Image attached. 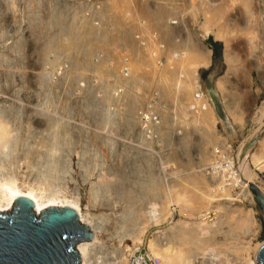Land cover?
Returning <instances> with one entry per match:
<instances>
[{
    "label": "rangeland",
    "instance_id": "obj_1",
    "mask_svg": "<svg viewBox=\"0 0 264 264\" xmlns=\"http://www.w3.org/2000/svg\"><path fill=\"white\" fill-rule=\"evenodd\" d=\"M108 1L109 0H107V1L106 0H0V36L3 34L0 37V52L3 53L2 54L3 56L0 53V62H2V64L4 63V65H7L9 69L11 68V70L13 69L12 66L14 67V69L16 68V70L13 69V71H17V70L20 71V69L23 68L22 71H23L24 75L26 74L25 71L29 68L28 67L29 63L27 62L29 60V58L32 57V55H38L39 50L41 49V46L44 45V42H46L48 37L52 36L53 33L56 32L55 28H49L50 30H48V32H47L48 28L44 24H42L41 21H43L45 23V21L49 17V14L51 12L57 13V10H60L61 7L67 8L70 11L73 9L75 12H78V15L76 16L78 18V20H81L82 22L81 21L80 22L82 24H83V19L85 20L84 26L82 24H81V26H83V27L88 26L87 28L89 30L92 29L90 32L93 35L96 33V30H97L99 32V33L97 32L98 35L102 33V35H104V37H105L104 38L105 44L102 42L101 45L97 39H96L97 41H94L92 39L91 36H93V35H91V34L88 35V39L84 40V42L88 41V42L94 43V44H92L91 48L94 47L95 45L99 48L98 49L97 47H94L97 49L92 48L91 50H94V51H92L93 53L100 52L99 56L97 55L100 59V60H98V62H100V63L97 62V59L95 61L96 54L95 55L91 54L92 56L90 55L86 61L87 67L86 66L83 67V65L82 66L78 65V66H80L79 69H77L76 72H74L75 69H72V67H70L69 64H67L69 67L66 66V63L68 62L66 60L69 59L68 55L66 54L65 55V57L67 56L66 58L62 57L59 59V61H58L60 63L59 65H57V63L54 64L55 68L52 65L51 67L48 66L43 70V73H46L47 76L45 78V81H44L41 89H40L41 94L43 95L47 92V90L51 89L54 92H51V90H50V94L56 92L57 94L55 93L52 95H56L57 99H55V98L53 99L52 98L53 96L51 95V97L49 99L51 101H52V99L55 100L56 103H54V101L52 103L49 100V102H50L49 105L52 103L51 106H49L47 104L48 102L47 103L45 102L42 106V108L44 109V112H41V113H43V116L50 119L51 121H55V119L57 121L60 118H62L63 122H61V123L63 124L64 121L66 122V123H64V124H66L65 126L63 124L64 127L62 125H60L62 127L58 126L56 128L57 130L52 125L53 129H55L57 131V134H58V128L59 129L62 128V131L59 130V132L60 131L65 132L64 134L60 132L61 134L65 135L66 132L68 133V135L67 134L65 135L68 137L67 141H65L66 137L63 138V135L61 137L58 136L57 139H59V141H61L62 145L64 146L63 147L61 145V143L59 142L58 146L61 145V147H62V148L59 147V151H62V154H68L69 149L74 153L75 152L77 153L80 151L82 152V154L77 153L74 155L70 151V153H71V155L69 154L70 158H71L70 170L72 173L68 175L70 178L67 176L63 177V182H61V183H63V185H62L63 193H65L66 196H68V197H71L70 195H72V193H73V195H75V196H73V195L72 196L78 200L81 211L85 212L86 210H88L94 216H98V215L99 216L100 215L101 216H104V215L108 216V214L111 213V205H112V202H109V200H111L112 198H113L112 201H114L113 204H115L118 200L120 201L122 199L120 202H118V205H119V203L125 204L126 201H129V200H130L131 204H135L136 201H139V199L142 198L141 195H143V194L144 195L148 194V195H146V197H149L150 196L149 193H151V189H150V191L148 190L146 192L145 190H142L138 186H137L138 187L137 188L135 185L136 183H137V185H139L138 183H140L139 178H137V177H139V175L137 176L136 174L141 173L142 170H140V168L143 169L141 167L142 165H140V167H138V168L135 167L137 170V171L135 170V173L136 172H138V173H136V174L134 173L137 176L136 177L137 179L135 177H134L135 179H133V175H132L133 174L132 173L133 165L130 164V162L132 163V161L134 162L136 159L139 160V158H136V159L134 158V160H131V158L133 159V157L136 155L137 152L140 153L142 151V149L146 146L145 144H147V146H146L147 149H145V148L144 149L150 151L147 158L151 159V160H149V162L150 161L152 162V163L150 162V164L152 165V172L154 175L158 174V176H160L159 179L161 178L160 179L161 182L164 181L163 182L164 185H163V183L160 184L159 189L162 188L161 193H160L159 189L157 191L159 199L162 198L159 201V203L162 202V205L160 203L161 206L159 205L158 208H160V210L163 213L167 212L168 218H166L163 222H161L155 226L148 227L147 229H145V232L141 236V243L139 245L134 244V242H132L130 238H126L120 244H117L114 241L113 242L106 241L105 238L102 237V242L104 241L103 242L104 247L106 249H109L111 247H114V248L118 247V249H120V250H125V248H127L126 253L130 252L129 259L131 258L132 254L135 257L145 258L150 254V250L148 249V244L150 245L149 242H154L155 241L154 239H158V240L162 239L164 236H167L169 234V232L171 231V229L169 230V228L174 226L176 223H181L183 226L188 228L189 231L191 230V232L187 236L188 239H186L187 240L186 241V240L180 239L179 236H177L176 238H171V239H173L172 241H170L171 239H169V241H170V242H168V243H170V244H168L169 249L172 248V250L177 249L176 251H179V250L181 251L182 249L183 250L184 249L185 250L190 249V246H193V245H194L193 246V248H194V247H196L195 243L199 241V243L202 244L203 246L201 245V247H199L200 244L197 243L198 244L197 247H199V248L198 249L196 248L195 252H194V249L192 248L193 251H190V252H192L191 253L192 256H190V254H189L191 259L188 256V259L193 260L194 264H197V262H198V264H210V263L211 264L212 263L213 264H235V263L236 264H242V262H243L242 260H245V259L250 258L252 256V248L254 247V245H256V243L262 242L264 240V215L261 212V210H260V208H259V206H258V204L254 198L253 191H251L249 188L250 185H252L254 187V190H256L260 194V196H262L264 198V166H263V168H261L262 164L264 163V159H263L264 158V142L262 143V141H264V83L261 84V81L258 80L257 75L254 72H251L250 79H249L250 80V90H249L250 92L248 90H246V92H244V93L243 92L239 93L238 94V100H233L231 104L225 103L224 95L226 94L227 83L224 82V80H222V77L226 71V66L223 62V49H224V42L228 40L230 43L229 44L230 47H228V50H229L228 52H232V56H233L235 62L237 61L236 62L237 64L239 62L243 63L244 57H243V54H241V53H243V51L240 50L241 49V43L243 42L242 40L245 39V37H247V35L250 34L252 28H251V26H247L244 24L239 25L238 23L241 24V22L246 21V19L248 18V16L250 14H252L254 11H255L254 13H256L258 11V7H257V3H256L257 0H228V1L227 0H223V1L222 0H207L209 2V4H207L208 2L206 0H205L206 3L204 2V0L203 1L200 0V3H199V0H193L195 3L193 2V4L191 3V5L187 4L188 0H186V2H185V0H170L171 2L169 0H164L165 2L163 0L162 1L151 0V2L149 0H133V1L127 0V2L130 1L129 4L127 2H125L126 0L125 1L122 0V3L125 2L129 6L128 5L126 6L125 3L122 4L121 2L119 5L118 0H112L114 4L116 3L115 4L116 6L113 4L114 10H116L118 12V10H120L122 8L121 5H123V6L125 5L123 7V9H121L120 11H122V10L126 11V9L128 8L127 13H129L131 15V16H129L128 14L126 15L128 19L130 18V21L126 17H122L124 20L123 19L120 20L118 18L119 19L118 21H120V22L122 21V23H123L122 24L119 22V24H121L122 28H124L126 26L125 28L127 29V31H126V29H125V31L129 32V33H124L125 35L122 34L124 31H122V33L120 32L122 30L121 28H118L116 30V27L119 26V24L116 23V18L118 17L116 11L113 12L112 11L113 9H111V11L115 14V16H114V14L109 10L110 8L107 7L108 10H106V11L110 12L112 15L110 13H108L109 15L107 14L108 15L107 16V15H105L106 13L104 14V12H103V14L105 16L102 14L99 17V14L98 15L95 14V11H96V13H98L99 12L98 10H100V8L98 10H96L99 7V5L101 6V3L103 4V2H104V4H106ZM112 1H111V3H112ZM201 2L203 5L201 4ZM197 3H199V6H197L198 5ZM210 3H211V5H210ZM31 4H32V6H30ZM152 4H155V5H152ZM245 4H247V5H245ZM110 5H112V4H110ZM206 5H210V7H206ZM241 5H242V7H241ZM89 6L92 7V8L90 7V9H92V10L96 8L95 11L87 9V8H89ZM112 6H111V8H112ZM244 6H245V8H244ZM263 6H264V4H263ZM84 7H87V8H84ZM115 7H117V8L115 9ZM125 7H126V9H125ZM151 7H154V9L152 8L153 13H152V11L150 13V10H152ZM246 7H247V10H246ZM78 8L81 9L82 12ZM10 9L12 12L10 11ZM45 9H46V12L44 11ZM61 9H63V8H61ZM7 10H9V11H7ZM47 10H49V11L52 10V11L48 12ZM88 11H89V14H88ZM250 11H251V13H250ZM80 12H81V14H80ZM215 13H218V14H215ZM248 13H249V15H248ZM120 14L121 13H119V17L121 16ZM211 14L213 16L210 17ZM214 14L217 16H215ZM8 15H9V17H8ZM37 15H38V17H36ZM42 15H44L43 18H42ZM93 15L98 16L99 19L103 20L104 22L101 21L102 23L100 22L101 23L100 24L99 20H97L98 17L95 18L96 16H93ZM154 15H155V17H154ZM102 16H103V18H102ZM136 17H138V19ZM11 18H12V20H11ZM132 18H135V19L133 20ZM6 19L8 20V22L10 19V22L8 23ZM13 20H15V21H13ZM28 20H31V21H28ZM125 20L129 21V22L126 21L127 22L126 25L124 24ZM106 21H108V22H106ZM11 22H12V24H11ZM36 22L38 24L41 23L44 26L36 25V26H38V27H36L35 26ZM136 22L138 25L136 24ZM152 22H154L155 24ZM167 22L169 24L171 22H173L174 24L171 23V25H169ZM89 23H90V25H89ZM103 23L106 24L105 27H104V25H102ZM9 24H11V26L12 25L13 26L15 25V26L11 27ZM99 24L103 26V27L102 26L101 27L103 28L104 32L102 31V28L100 27ZM143 24H145V25H143ZM204 24H205V26H203ZM215 24H217V25H215ZM107 25L108 26L111 25V27H108ZM113 25L114 26L116 25V26L113 27ZM227 25L229 26L228 27L229 29L227 28ZM33 26H35V27H33ZM98 27H100L99 30H98ZM144 27H145V29H143ZM38 28H39V30H38ZM43 28L45 30L41 31ZM94 29H95V32L93 33ZM142 29H143V32L145 31L144 32L145 34L142 32ZM248 30L250 31L249 34H247ZM35 31L37 32V34ZM205 31H207V33L208 32L209 33H208V35L203 36V32H205ZM246 31H247V33H246ZM110 32L112 33V35ZM117 32L118 33L120 32V33L118 34ZM213 32H214L215 36H212L210 34ZM46 33H47V35H46ZM104 33H106V34H104ZM116 34H118V35H116ZM163 34H165V35H163ZM96 35L97 34H95V36ZM175 35H176V37L177 36H179V37H177V39H176ZM229 35H230V37H229ZM232 35L235 36V38ZM238 35H239V37H238ZM26 36H30V38L32 37V39L28 40V38ZM121 36H123V37H121ZM125 36H127L128 38ZM219 36H221V37H219ZM241 36H244V38H242ZM42 37H43V39L39 40ZM44 37H45V39H44ZM89 37H91V38H89ZM129 37H130V39H129ZM184 37H185V39H184ZM126 38L128 40H126ZM119 39H121V41H119ZM172 39H174L175 42ZM186 40H187V42L190 41L189 42L190 45H187L188 48H191V49H189V51L185 45ZM27 41H31V42H27ZM38 41H40L39 44L36 43ZM118 41L121 42L122 46H121V44L119 45ZM146 41L149 42V44ZM95 42H97L99 45L95 44ZM157 42H158V44H156ZM178 42H181L179 44H182V45H180L182 48L181 47H179V48H181L182 50L179 48H178L179 50H177V47L179 45ZM172 43L174 45L176 44L175 45L176 48H173L174 45ZM198 43L200 44V47L203 46L208 51H210V56H209L210 63H209V66L207 68H203L202 66L198 67L197 76H196V78H197V80H196V93L198 95H200L201 98L204 97V95H207L206 97H208L207 99H209V100L203 99L201 104H200V102H194L193 103V100H192L193 96H191V95L194 94V92H193L194 89L192 88V86L189 83H187L188 81H186L182 85H180L181 87H183L184 84H186V83L189 84V85H187V87L184 86L185 87V93L188 96V97L187 96L186 97L189 99L187 101L186 108H185V107L179 106V102H178L177 97L173 98L174 94H175V96L177 95L175 93V92H177V90L175 91V89L174 90L172 89L173 87H175V84L172 85L173 83H175L176 81H179V80L183 82V80L185 78L181 79V78L177 77L178 74L176 72H172L173 73L172 74L168 71L170 74H172V77H171V75L168 74L167 71H163L164 72V74H163V72H160L158 70L161 69L162 67H164L163 66L164 64L162 65V63H163L162 61L164 59H166L167 56L169 57V55H170V59L172 58L171 59L172 64L177 66V68L183 67V69L181 68L182 70H184L183 72L184 73L187 72L186 73L187 75H185V77L187 76L186 78H189L191 76V72L188 68L189 66H187V65H190L189 63L192 62V60L194 61V60L200 59V57L198 56V52H197L199 50V44ZM12 44H15V47L17 48V49H15V48L13 49L14 52L10 49L11 46L14 47V45H12ZM152 44H153V46H156V45L157 46L153 47ZM213 44H216V47H214ZM142 45L143 46L146 45L147 47L144 48ZM119 46H120V48H122V47H124V48L120 49ZM137 46L139 49L137 48ZM7 47H9V48H7ZM140 47L141 48L143 47L145 49L146 53L148 51H150L149 54L145 53V55L150 57V59H151V57L154 56V54L156 55V57L154 56L155 58L153 57L154 59H152V61L156 62V63L154 62V64H153L155 69L151 68L148 65L147 66L145 65L148 62L147 61L148 58H146V56L143 53V52H145L144 49L142 48L143 49V52H142V50H140L141 49ZM212 47L214 50L212 49ZM147 48H149L151 50H149ZM153 48H156V49L153 50ZM183 48H185L186 50H183ZM30 49H31V51L29 52L28 50H30ZM166 49H168V52ZM174 49H176L175 50L176 52L173 51ZM3 50H5V51H3ZM17 50H18V52H17ZM95 50H97V51H95ZM102 50L104 51V54H106V57H107L106 59L104 58V60H103V56L105 57V55L102 53L103 52ZM117 50H120L121 52H119ZM131 50H132V52H131ZM169 50H172V53H171V51L169 52ZM32 51H34V52L32 53ZM113 51H114V53H112ZM137 52L139 54H137ZM165 52L170 53V54L167 55ZM262 52H263V57H264V44L262 47ZM125 53H126V55H125ZM165 54L167 55L166 58H165ZM18 55H20V56H18ZM21 55H22V57H21ZM27 55H29V56H27ZM47 55H50V56H46L48 59H52L51 53H49ZM76 55L77 54L74 55L73 52L69 53L70 60H74L75 57L78 58ZM112 55H113V57H112ZM135 55L136 56L137 55L138 56L143 55V56L140 57V59H139V57L138 56L135 57ZM149 55H152V56H149ZM157 55H158V57H157ZM114 56H115V58H114ZM3 57L8 60L10 65L6 60H5L6 62L4 61ZM143 57H145L144 61L141 60V58L143 59ZM161 57H163V58H161ZM63 58L66 59L65 63H64V61H62ZM134 58H137V60L135 59V61L132 62V60H134ZM158 58H160V59H158ZM113 59H114V62L112 61ZM138 59H139V61L140 60L141 61L138 62ZM11 60H12V62L16 61L15 64L12 66H11V63H12ZM102 60L105 61L106 63L103 62ZM61 61L63 62L62 65L65 68L67 67L69 70L67 68L65 69L64 67L62 68L60 66ZM115 61H116V63H115ZM127 61L129 62V64L131 66H132V64L135 65V66H132L134 71H132L133 69H131V67ZM136 61H137V63H136ZM90 62L92 63V65H90ZM94 62L98 63V66L96 64H94ZM122 62H123V64H122ZM131 62H132V64H131ZM134 62L136 64H139L138 67ZM18 63L19 64L21 63V64L19 65ZM101 63H105L103 65V67H105L107 69V71L102 66H101L102 68L100 67L99 64H101ZM2 64H0V65H2ZM93 64H94V66L96 65L95 66L96 69L100 67V69L97 71L100 73H94L96 71L93 70V68H95L93 66ZM121 64L124 66V68L121 66ZM140 64L141 65L144 64V66H141ZM148 64H150V62ZM17 65H19V66L22 65V66L19 68L15 67ZM160 65L162 67H159ZM57 66H58V68H57ZM112 66L117 67L118 70L117 69L115 70V68ZM118 66H120V67H118ZM128 66L130 67V70L132 71V72L131 71L130 72L133 76H130L131 74L130 75L128 74L129 73V71H127ZM184 66L185 67L187 66V68L185 69ZM82 68H84L85 71H86V69L90 70V72L86 71V75L88 73V75H87L88 77L86 75H84L85 71L82 70ZM113 68H114V70H113ZM64 69H65L66 73L67 72L69 73L70 77L69 76L61 77V79H60L59 78V76L61 75L60 73H62L63 72L62 70H64ZM71 69L74 71H72ZM101 69L105 70L106 72L104 73V71H103V73H102L100 71ZM120 69H122L124 72ZM151 69H154V71ZM110 70L118 71V72H116V74L120 73V74H118L119 77L117 78L118 75L115 77V74H113L115 72H112ZM185 70H187V71H185ZM28 71H29V69H28ZM56 71H58V72H56ZM77 71L78 72L82 71V72L77 74ZM108 71H110L111 75L109 74ZM152 71L154 72L153 75H152ZM54 72L57 73L56 76L52 75V74H54ZM71 72H73L74 74ZM126 72H128V73H126ZM75 73L80 78H78V77L75 78ZM81 73L83 74L82 76H81ZM93 73L96 74L95 75L96 78H94ZM108 75H110L111 78ZM156 75H157V77L161 76L163 78H164V75H167L166 77L169 78L168 80H170L172 78V81L170 80L171 82H173V83H171L172 87H170L171 85L169 82L168 83L170 86L168 84H166V82H165L164 83V84H166L165 86L162 84V86L158 85V87H157V85H156L157 83H155V80H158ZM173 75L177 78H174ZM52 76H54V77H52ZM83 76L89 81H87ZM8 77L10 78V75ZM57 77H58V79H57ZM99 77L101 80L99 79ZM51 78H53V79H51ZM62 78H64L65 80H62ZM93 78L95 80H93ZM130 78H132L133 80L135 79L134 83L136 85H134V83L132 85L133 80ZM151 78L153 79L152 81H151ZM49 79L51 82H52V80L55 81V79H56V82H58V83L60 82L61 85L59 83V87H58V84H56V87H55V85H53L54 86L53 87L52 83L49 82ZM74 79H75V81H73ZM57 80H61V81H57ZM98 80H100L99 83L97 82ZM126 80H128L127 85L129 84V85H131V87H128L126 84H123V82L125 83ZM76 81H77V83H75V85H76L77 90L74 88L75 85L72 84ZM46 82L51 85V87L49 85L50 88L48 86H46V85H48V84H46ZM181 83H179V84H181ZM53 84H54V82H53ZM82 84H83V86H82ZM98 84H100V85H98ZM102 84H104V85H102ZM92 85H94V86H92ZM114 85H115V87L116 86L119 87V85H120V87L122 86V89L125 88V91H123L124 89L122 90L120 87L119 88L116 87V89H118V90H116V92L113 91L115 89ZM99 86H101V88ZM102 86H105L106 91L104 90V88ZM188 86H190V87H188ZM194 86H195V84H194ZM45 87H48V88H45ZM57 87H58V89H55ZM127 87L130 90L126 89ZM132 87H133V89L134 88L135 89L133 90ZM53 88H54V90H53ZM59 88H61V89H59ZM98 88H99V90H98ZM186 88H187V90H186ZM188 88H191V91ZM45 89H47V90H45ZM73 89L78 94L77 93H71V91ZM88 90H90L91 92H89ZM101 90L102 91L104 90V93H107L109 96H111L113 98V99H111V97H109L107 94H105V95H107L106 97H108L109 102H110V99L113 100L115 107L113 106L112 102H110L112 104L109 103L110 105H108L107 103L105 104L108 107L103 105L104 103H102L100 100L102 98L101 96L104 95V93L102 92V94H101V92H98ZM161 90H162V92H161ZM188 91L191 92L190 95H189ZM62 92L65 93L66 95L68 94L70 98L67 97L68 95L66 96V95L61 94ZM88 92L90 94H88ZM127 92L128 93L131 92V93L128 94ZM134 92H135V94H134ZM115 93H116V96H115ZM117 93L119 94V96ZM122 93L124 95L126 94L128 96H126V95L123 96V95H121ZM86 94H88V95H86ZM130 94L131 95L133 94L132 95L133 97H131ZM85 95L87 96V98L85 97ZM90 95H92L95 99ZM240 95H241V97H240ZM113 96H115L116 99L118 97H120L121 99L119 98L118 99L119 101L125 97H126L125 98L126 100L128 97H129V99L133 98L132 103L130 102V100H127L129 103L128 105H130V107H132V110L134 111V113L132 112L133 114H135L136 112L138 114L136 113L135 115H133V114L131 115V118H132V116H134L133 118H135V120L133 119V121L131 120L132 122L130 121L131 122L130 125H132V127H131L132 129H129V133H127L128 131L127 132L125 131V133L123 134V131L119 129L121 126V124H119V123H121V121H122L121 120L122 116H120V115H123L124 111L122 110L121 106H119L121 103L118 102V103H120L118 105V103H117L118 100H116L115 97H113ZM134 96H136L135 102H134ZM244 96H246V97H244ZM65 97H66V99H65ZM99 97H101V98L99 99ZM68 98L71 99L72 101H74L73 99H75V102L71 103V101L68 100ZM92 98H93V100H92ZM96 100L100 101V104H102L103 107L108 108V111L110 109V111L114 113V114L111 112H110V114L108 113L110 116V122L116 124V126L114 124V126L116 127V128H114L113 126H111L113 124H110V122H109V128L112 127V131H111V128L110 129L108 128V124H106L107 127L103 123L99 124V123H97V121H95L93 119V115L90 116V112H93V110L89 111V113L87 112L88 110H90L89 105L90 106L93 105L94 107L98 106V107H96L98 109L100 108L101 105ZM124 100H122V101H124ZM1 101H2V99H0V103H1ZM59 101L62 103L66 102V104H63V105H65V107H63V105L60 104ZM79 101H80V103H79ZM81 101H83V102L85 101V103L88 106L83 104V102L81 103ZM95 102H97V103H95ZM116 103L121 109L120 108L118 109V106H116ZM59 104H60V106L62 105L60 107V108H62V110L58 109ZM82 104H83V106H82ZM133 104H135V105L137 104L136 107ZM84 105L88 108H85ZM152 105H153V107H152ZM44 106L46 107V109L47 108L50 109V107L51 108L54 107V108L51 109L52 112L50 110L48 111V109H47L46 113H45V107ZM214 106H216L218 108L217 113L215 112V110L213 108ZM66 107L69 108L68 112L71 111L70 112L71 114L68 113V114H70V116L66 114L67 113V111H65V109L67 110ZM94 107H93V109H94ZM113 107L115 110H116V108L118 109V111L121 110V112L117 113V110L115 111L114 109H113L114 110L113 111L112 110ZM56 108L58 109V111L56 110ZM70 108H73V109H70ZM83 108H85L87 111H85ZM247 108H249L250 110L249 109L247 110ZM78 109H83L84 113H81L83 111L78 110ZM135 109H137V110H135ZM156 109L159 111H156ZM212 109L214 111H212ZM41 111H43V110L41 109ZM60 111H62V112H60ZM79 111H80V113H79ZM150 111H152L153 113H151ZM50 112H51V116H53L54 119L48 117V116H50ZM44 113H45V115H44ZM119 113H121V114L118 115ZM72 114H73V116H72ZM79 114L81 117H79ZM111 114H113V115H111ZM116 115H117V118L114 117ZM247 115H248V117L249 116L250 117L249 118L246 117ZM168 116H169V118H168ZM57 117H59V119H57ZM89 117L91 119H89ZM119 117H121V118H119ZM172 117L174 118V121H175V119L177 120V121L172 123V125L175 124V126L171 127V126L167 125V127H166V124L165 125L162 124L164 121H166V123H168L169 119H171ZM111 118L113 119L112 121H111ZM62 119H60L59 122ZM85 119H87V120L85 121ZM80 120H82L83 122H86L85 126H87L89 129L87 127H85L83 125L84 123ZM101 125H103L105 127H102ZM117 125H120V126L117 127ZM185 125H188V126H185ZM241 125H244V126H241ZM52 126H51V128H45L43 134H46V132L47 133L51 132ZM99 126H101L102 128ZM163 126L166 128V130L164 128H162ZM159 127L162 128V129H160V130H162V133H164L163 130L166 131L167 133L169 132V134L168 135L166 134V135L168 136L169 140L171 141V144L175 142L174 143L175 147H172V146L170 147L172 150L168 154V162L169 161L170 162L169 163L168 162L167 163L162 162L163 164L161 163L158 165V163L163 161L162 152L160 153L158 150H156V149L161 148L162 146L159 148H154V147H157L159 145V143L156 142L157 140L155 138ZM239 127L240 128L242 127V128L240 129ZM94 128H95V130H94ZM235 128L237 130L240 129L241 132H240V130L237 131ZM155 129H157V130L155 131ZM90 130H92V131H90ZM109 130L111 131L110 134L108 133ZM130 130H131V132H130ZM160 130H159V134L161 133ZM173 130H174V132H173ZM83 131L87 132V134L89 136L87 134H85V132H83ZM132 131H133V133H132ZM102 132L103 133L106 132L105 135H103ZM113 132H114V134H113ZM118 132H119V134H118ZM155 132H156V134H155ZM60 133L58 135H61ZM95 133H97L96 138H95V136H92ZM99 133H100V135H99ZM193 133H194V135H193ZM106 134L107 135L109 134L110 138ZM114 135H115V137H114ZM183 135H184V137H183ZM103 136H105V137H103ZM69 137L71 139L73 138L72 139L73 141ZM91 137H94L95 139L91 138ZM99 137L100 138H106V139L109 138V140L113 138L112 141L114 142V144L112 143V148H110V145H107L106 143H105L106 146H104L103 145L104 143L102 144V142H100L101 144H99L98 143V141L100 140ZM138 137H140L139 138L140 140L138 139L139 143H141L140 141H142V145L144 144L143 146H141L139 143L136 142V139ZM179 137L184 138V139L183 138L180 139V140H182L181 141L182 143L179 142L180 141V140H178ZM60 138L61 139L63 138V140H60ZM90 138L92 141L90 140ZM116 139L117 140L119 139V140L116 142ZM143 139L145 141H147V143H145ZM69 140H71V141H69ZM154 140H155V142H154ZM36 141L39 143L40 140H36ZM63 141H65V142H63ZM87 141L91 142V143H87ZM57 142H58V140H57ZM67 142L69 144H71L72 146L73 145L74 146L70 147L71 145L69 146ZM92 142L94 145H92ZM148 142L150 145L148 144ZM83 143H85V144L87 143V145H85ZM178 143H179V145L177 147L176 145ZM82 144L86 148H87V146L88 147L91 146L90 149H92L91 151H93V153L89 151L90 150L89 148H87L88 150L86 148H84V146ZM89 144H91V145H89ZM180 144H182V145L184 144L185 146L186 145L187 146H186V148H183ZM79 145H82V146L80 147ZM148 145L152 148H149ZM97 146H98V148H97ZM100 146H103L105 149L103 147H100ZM115 146H117V147H115ZM131 146H133L134 149H132ZM137 146H139V149L137 148ZM78 147L80 150L78 149ZM113 147H115L116 150ZM67 148H68V151H66ZM72 148L74 151L72 150ZM82 148H84V149L82 150ZM102 148L106 151H104ZM120 148H121V151H120ZM177 148H178V150H177ZM107 149H108L109 153L107 152ZM135 149H137V152H134ZM86 150L88 152H86ZM138 150H140V151H138ZM151 150H153L154 152H151ZM179 150H181V151H179ZM112 151H113V154H112ZM114 151H115V154H114ZM182 151L186 154V157ZM196 151H198L200 154L198 153V155L197 154L194 155L195 153H197ZM85 152L87 153V155ZM89 152H90V156L91 155L94 156V152H96V157L95 156H94L95 158L90 157ZM116 152H117V155H116ZM142 152L145 153L146 151H142ZM84 153H85V156H82L84 159L83 160V159H81V156H79V155H84ZM139 153H137L138 156L140 155ZM132 154H134V155H132ZM76 156H78V157L76 158ZM97 156H100V158ZM105 156L107 158H105ZM158 156H160L162 158V160H160L161 158ZM85 157H88V159L86 158L88 160V162H90V163L92 162L91 166H93V161L96 158H97V161L99 158V160H101V162L103 161V159H105L104 160L105 165L103 164L104 166L103 165L100 166V164H99L100 162L99 163L96 162L97 164L94 163L95 169H94V166L92 167L94 170L92 168L90 169L87 167L90 165V163L86 162ZM197 157L200 159V161H197L196 163L200 162V165L198 164V165H196V167H194V165H195L194 163L196 161L195 158H197ZM79 158L82 160V163H81ZM109 158L111 161L109 160ZM158 158H159V161H158ZM76 159L79 160L78 163L82 164V165L78 164L79 167L76 165L79 169L83 168L84 166L86 168L90 169V170L87 169L89 172H86L87 170H85L84 168H83L84 170H82V171H84L83 172L84 174L89 173L91 175L90 176L89 174H87V177H89V178H87L86 180L83 179V181H85L84 183L81 179V177H82L81 176L82 173L80 171L81 169L78 171V168L77 167L75 168V163H77ZM89 159H90V161H89ZM91 159H93V160H91ZM199 159H197V160H199ZM84 161H85V163H84ZM153 162H154V165L157 164V166H154ZM114 164H116V166H119V168L116 167ZM128 164L132 166V169L129 168ZM136 164H138V163H136ZM161 165L166 166V167H163ZM91 166H89V167H91ZM99 167H100V169H99ZM154 168H155V171H154ZM194 168L196 170L199 169L198 172L196 170H194ZM23 170L24 169H19V171H18L21 179L23 176L22 174H24V172H25ZM161 170H162V172H161ZM90 171L91 172L93 171L92 174ZM139 171H140V173H139ZM156 171L158 173H156ZM100 173L102 174V176L99 175ZM129 174L131 176H129ZM141 174H143V176H144L143 171ZM96 175H98V176H96ZM162 175L163 176L165 175L164 176L165 179L163 178ZM143 176H140L141 181H143V179H144ZM84 177L85 176H83V178ZM131 178L135 181H133ZM232 178L233 179L236 178L239 181H241L242 184H244V189L241 190L237 186H235V187H229V186L227 187L226 186L225 187L226 184H231V182L233 180ZM21 179H20V181H21ZM104 179H106V180H104ZM123 179H125L126 181ZM74 182H75V184H74ZM132 183H133V185H135V187L137 189L132 185ZM222 183H223V186H222ZM101 185H102V187H101ZM110 185L112 186V188ZM118 185H119V187L121 186L122 189L121 188L120 189L122 190L123 194L121 193L119 199H115L114 197L117 198L119 196V195L117 196V194L115 193V191L117 192V189L119 188ZM213 186H215V189L217 187V189H216L217 191H215V189H214V191L217 192V194H218L217 195L214 192L215 196L217 198L215 197V199H214V197H213L209 200L207 199L208 200L207 201L206 198L211 196L212 192L210 190L212 188H214ZM221 186H222V188H224V190L221 188ZM74 187H76V188H74ZM106 187L107 188L109 187L108 188L109 190ZM168 187H170V189L168 190L169 192L168 191L166 192L165 190H167ZM110 188L111 189L115 188L114 189L115 191L114 190L111 191ZM131 188H133V191ZM220 188L224 191L223 193H221L219 191ZM128 189H129V191L127 192ZM138 189L139 190L141 189L142 192L141 191L139 192ZM73 190H75V191H73ZM123 190L126 191V193H128V194L124 193ZM209 191L211 194L208 193ZM70 192H71V194H70ZM130 192H133V193H130ZM145 192H146V194H145ZM218 192H220V194ZM91 193H93L92 194L93 197H92ZM103 193H105L106 197H109V196L111 197L109 200H107L108 202L106 201L107 198L104 197ZM106 193H107V195H106ZM112 193L115 194L116 196L113 197ZM94 194H96V195L94 196ZM166 194H167V196H166ZM222 194H226L227 195L226 197H228L229 200H222V199L220 200V198H222V196H221ZM163 195L166 196V198H164ZM179 195H180V197H179ZM137 196H139L138 200L135 199ZM151 197H152V195H151ZM103 198H104V200H103ZM157 198H155V199H157ZM175 198L180 199L179 203L177 205L173 203ZM148 199H152V198H148ZM163 199H165V200H163ZM93 200H96V201H93ZM102 201H103V204H102ZM157 201H158V199H157ZM168 201H170V203L167 204ZM105 202H107V203H105ZM154 202L158 203L156 201H154ZM110 203H111V205H110ZM87 204H88V206L89 205L90 206L88 207ZM107 204H109V207L106 208ZM158 204H155V205L158 206ZM163 209H164V211H163ZM106 216H104V217L106 218ZM201 220L208 222L207 224L213 223L215 226L212 224L211 225L212 228H210V231H213V232H210V233L205 234V235L193 234L194 233L193 229H195L200 224ZM172 229H173V227H172ZM159 234H160V236H159ZM161 234H163V235H161ZM161 236H162V238H161ZM174 239H178V240H174ZM200 239L202 240V242H200L201 241ZM189 241H192V243ZM237 246H238V248H237ZM200 248L204 249V251L201 250ZM196 251L199 254L196 253ZM193 252L195 253L194 254L195 256H193ZM196 254H198V255H196ZM195 257L197 258L196 260L194 259ZM236 260H238V261H236Z\"/></svg>",
    "mask_w": 264,
    "mask_h": 264
},
{
    "label": "bare ground",
    "instance_id": "obj_2",
    "mask_svg": "<svg viewBox=\"0 0 264 264\" xmlns=\"http://www.w3.org/2000/svg\"><path fill=\"white\" fill-rule=\"evenodd\" d=\"M107 1V0H106ZM110 1V0H109ZM108 1V2H109ZM112 1V0H111ZM111 1L108 3H106V4H104V2H103V4L101 3V6L99 5V7L96 9L95 7V9L96 10H98L99 8H100V10H98L97 12L98 13H96V11H95V9H93L94 11H95V14H99V17L103 14V12H104V14L105 15H107L108 13H110V12H107L106 10H108V8L107 7H109L110 9V11H111V9H113V7H114V5L116 4H114L113 3V1H112V3H111ZM123 1H125V0H123ZM133 1V0H132ZM150 2H151V0H149ZM159 1H162V0H159ZM164 1V0H163ZM170 1V0H169ZM189 1V2H188ZM187 1V4H190L191 5V3L193 4V0H188ZM191 1V2H190ZM203 1V0H202ZM207 1V0H206ZM206 1L204 0V2L206 3ZM223 1V0H222ZM228 1V0H227ZM56 2V1H55ZM115 2V1H114ZM118 2H119V5H120V2L122 3V0H118ZM125 2H127V0L125 1ZM125 2H123V3H125ZM165 2V1H164ZM171 2V1H170ZM185 2H186V0H185ZM208 2V1H207ZM221 2V1H220ZM122 3V4H123ZM128 4L130 3V1L129 2H127ZM127 3H125V5L127 6L128 4ZM195 3V2H194ZM199 3H200V0H199ZM199 3H197L198 5L197 6H199ZM257 7H258V11L256 12V13H252V14H250L249 15V13H248V18L246 19V21H243V22H241V24L240 23H238L239 25H247V26H251V28H252V30H251V32L248 30V33H247V31H246V33L247 34H249V32H250V34L249 35H247V37H245V39H243L242 41V43H241V51H243V53H241V54H243V57H244V59H243V63H241V62H239L238 64L235 62V60H234V58H233V56H232V52H228L229 50H228V47H230L229 46V41L227 40V41H225L224 42V49H223V62H224V64H225V66H226V71H225V73H224V75H223V77H222V80H224V82H226L227 83V88H226V94L224 95V100H225V103H227V104H231L232 103V101L233 100H238V94L239 93H244V92H246V90H250V75H251V72H254L256 75H257V78H258V80H260L261 81V84H263L264 83V57H263V52H262V47H263V44H264V6H263V4H264V0H257ZM48 4V3H47ZM110 4H114L113 6L112 5H110ZM185 4V3H184ZM201 4H202V2H201ZM200 4V5H201ZM207 4H209V2L207 3ZM213 4V3H212ZM109 5V6H108ZM124 5V6H125ZM152 5H155V4H152ZM203 5V4H202ZM205 5V4H204ZM210 5H211V3H210ZM210 5H206V7H210ZM224 5V4H223ZM240 5V4H239ZM245 5H247V4H245ZM255 5V4H254ZM11 6V5H10ZM9 6V7H10ZM14 6V5H13ZM30 6H32V4L30 5ZM88 6V5H87ZM111 6H112V8H111ZM116 6V5H115ZM122 6V8L121 9H123V5H121ZM129 6V5H128ZM188 6V5H187ZM69 7V6H68ZM73 7V6H72ZM90 7L91 6H89V8H87V7H84V8H87V9H89V10H92V9H90ZM192 7V6H191ZM190 7V8H191ZM204 7V6H203ZM241 7H242V5H241ZM61 8H63V9H61ZM60 8V10H57V13H52L51 11H49V10H47L48 12H51L50 14H49V17L47 18V20L45 21V23L43 22V21H41L42 22V24H44L48 29H47V32H48V30H50L49 28H55L56 29V32L55 33H53V35L52 36H50V37H48V39L46 40V42H44V45L43 46H41V49L39 50V54L38 55H32V57H30L29 58V60L27 61L29 64V71H28V69L25 71V75H24V73H23V71H22V69H20V71L19 70H17V71H13V69H14V67L12 66V65H14L15 64V62H12V60H11V66H12V70H11V68L9 69L8 68V66L7 65H4V63L2 64V62H0V64H2V65H0V99H2V101H1V103H0V212H3V211H6V210H8L9 208H10V206H11V203H12V201H13V199L14 198H16V197H19V196H21V197H25L26 199H28V200H30L31 202H32V204H33V207H32V212L34 213V216H37L38 214H39V211H41L42 209H45L46 207H57V208H63V207H67V208H69V209H72V210H74L75 211V213H76V215H77V222L79 223V224H81V225H86L87 227H88V230H89V232L92 234V238L89 240V241H87V242H80V243H77L76 244V246H75V251L79 254V264H143L144 263V260H143V258H141V257H135L133 254L131 255V258L129 259V255H130V252L129 253H126L127 252V248H125V250H120V249H118V247L117 248H114V247H111V248H109V249H106L105 247H104V244H103V242H102V237H104L105 238V240L106 241H109V242H116L117 244H120L124 239H126V238H130L131 239V241L132 242H134V244H137V245H139L140 243H141V236H142V234L145 232V229H147L148 227H152V226H155V225H157V224H159V223H161V222H163L166 218H168L167 217V212L166 213H163L161 210H160V208H158L159 207V205H160V203H161V205H162V202H160L159 203V201L162 199H159V196H158V193H157V191H158V189L160 188V184H162L164 181H162L161 182V178L159 179V177L160 176H158V174L157 175H154L153 174V172H152V165L150 164V162H149V160H151V159H148L147 158V156L149 155V152L150 151H148V150H145V149H147L146 148V146H147V144H145L146 146L142 149V151H146L145 153H143L142 151L139 153V152H137V149H135L134 150V152H137V153H139L140 155V157L138 156V154L136 153V155L133 157V159L131 158V160H134V158L136 159V158H139V160H135L134 162L132 161V163L130 162V164H132L133 165V169H132V166L131 165H129V168L130 169H132L133 171H132V175H133V179H135L138 175H139V177H137V178H139V182L140 183H138L139 185H137V183L135 184L136 185V187L138 186V187H140L142 190H145L146 192L149 190L150 191V189H151V193H149L150 194V196L149 197H146V195H148V194H146V192H145V194L146 195H141V199H139V196H137L135 199H139V201H136L135 202V204H131V202H130V200L129 201H126V203L125 204H120L119 203V205H118V202H120L119 200L115 203V204H113L114 203V201H112V199L111 200H109L111 197L109 196V197H106L105 196V193H103V195H104V197L105 198H107L106 199V201L107 200H109V202H112V205H111V203H110V205H111V213L110 214H108V216H106V215H104V216H106V218L104 217V216H94L93 214H91L88 210H86L85 212H82L81 211V209H80V205H79V202H78V200L75 198V197H73V196H75V195H73V193H72V195H70L71 197H68V196H66V194L65 193H63V190H62V185H63V183H61V182H63V177L64 176H67V177H69L68 175L69 174H71L72 172H71V170H70V165H71V158H70V155H71V153H73L74 155L75 154H77V153H81L82 154V152L80 151V152H72L70 149H69V152H68V154H62V151H59V147L60 148H62L61 147V145H62V142L61 141H59V139H57L58 138V136H62L65 132H61L62 131V128H58V134L61 132V133H63V134H61V135H58L57 134V127L58 126H60V125H62L63 126V124L64 123H66L65 121H64V123L62 124L61 122H63V119L62 118H60V119H62L60 122H59V117H57V119H59V120H57L56 121V119H55V121H51L50 119H48V118H46V117H44L43 116V113H41V112H44V109L42 108V106H43V104L46 102H48L47 104L49 105V103L50 102H52L53 103V101H54V103H56L55 102V100H53L54 98L55 99H57V96L56 95H52V94H55V93H52V94H50V90L51 89H49V90H47V89H45V90H47V92L45 93V94H41V91H40V89H41V87H42V85H43V83H44V81H45V78H46V73H43V70L46 68V67H48V66H54V64L55 63H57V65H59L60 63L58 62L59 61V59L60 58H62V57H65V55L67 54L68 55V60H66L65 58L67 57H65V58H63V60L62 61H64V63H65V60L66 61H68L67 63H66V66H68L67 64H69V66L70 67H72V69H75V71L74 70H72V71H74V72H76V70L77 69H79V67L80 66H78V65H83V67H85L86 66V61H87V59H88V57L91 55V54H93V55H95L96 54V58H95V61H96V59H97V62H98V60H100L99 59V54H100V52H96V53H93L92 51H94V50H91L92 48L93 49H97L98 47L95 45L94 47H97V48H94V47H92L91 48V46H92V44H94L93 42H88V41H85L84 42V40L85 39H88V35H93L90 31L92 30V29H88L87 27H83L84 26V22H85V20L83 19V24L81 23L82 21L81 20H78V18L76 17L77 15H78V12H75L73 9V11L71 10H68L67 8H64V7H61ZM92 8V7H91ZM117 7H115V9H116ZM150 8V7H149ZM154 9V7H151V9ZM156 8V7H155ZM221 8V7H220ZM244 8H245V6H244ZM9 9V8H8ZM40 9V8H39ZM70 9V8H69ZM79 9V8H78ZM119 9V8H118ZM117 9V10H118ZM120 9V10H121ZM125 9H126V7H125ZM153 9L152 10H150V13H151V11H152V13H153ZM169 9V8H168ZM6 10V9H5ZM81 12H82V10L81 9H79ZM92 10V11H93ZM120 10H118V12L116 11V10H112L113 12L114 11H116L117 12V15H118V17L116 18V23H118L119 24V22L120 21H118L119 19L121 20V19H123L122 17H126L127 18V14L129 15V16H131L129 13H127L128 11V8L126 9V11H120ZM185 10V9H184ZM224 10V9H223ZM231 10V9H230ZM244 10V9H243ZM246 10H247V7H246ZM7 11H9V10H7ZM10 11H11V9H10ZM26 11V10H25ZM28 11V10H27ZM35 11V10H34ZM45 12H46V9L44 10ZM111 11V12H112ZM133 11V10H132ZM156 11V10H155ZM154 11V12H155ZM6 12V11H5ZM12 12V11H11ZM81 12H80V14H81ZM112 12V13H113ZM221 12V11H220ZM223 12V11H222ZM29 13V12H28ZM33 13V12H32ZM94 13V12H93ZM119 13H121L120 15V17H119ZM184 13V12H183ZM224 13V12H223ZM226 13V12H225ZM250 13H251V11H250ZM47 14V13H46ZM88 14H89V11H88ZM103 14V15H104ZM111 14V13H110ZM114 14V13H113ZM186 14V13H185ZM215 14H218V13H215ZM214 14V15H215ZM220 14V13H219ZM247 14V13H246ZM13 15V14H12ZM30 15V14H29ZM28 15V16H29ZM92 15V14H91ZM104 15V16H105ZM109 15V14H108ZM107 15V16H108ZM112 15V14H111ZM160 15V14H159ZM7 16V15H6ZM43 16L44 15H42V18H43ZM93 16H96V15H93ZM92 16V17H93ZM114 16H115V14H114ZM170 16V15H169ZM211 16H213L212 14L210 15V17ZM215 16H217V15H215ZM246 16V15H245ZM8 17H9V15H8ZM14 17V16H13ZM36 17H38V15L36 16ZM79 17V16H78ZM82 17V16H81ZM84 17V16H83ZM98 16H96L95 18H97ZM99 17L97 18V20H99V23L102 21V22H104L103 20H101V19H99ZM152 17V16H151ZM154 17H155V15H154ZM153 17V18H154ZM159 17V16H158ZM34 18V17H33ZM102 18H103V16H102ZM119 18V19H118ZM125 18V19H126ZM137 19H138V17H136ZM176 18V17H175ZM174 18V19H175ZM216 18V17H215ZM35 19V18H34ZM82 19V18H81ZM107 19V18H106ZM128 19V18H127ZM133 20L135 19V18H132ZM7 20V19H6ZM11 20H12V18H11ZM38 20V19H37ZM124 20V19H123ZM129 21H130V18L128 19ZM128 20H125V22H124V24L126 25L127 24V22H129ZM154 20V19H153ZM219 20V19H218ZM13 21H15V20H13ZM28 21H31V20H28ZM81 21V22H80ZM127 21V22H126ZM158 21V20H157ZM170 21V20H169ZM168 21V22H169ZM209 21V20H208ZM221 21V20H220ZM240 21V20H239ZM7 22H8V20H7ZM9 22H10V19H9ZM8 22V23H9ZM38 22V21H37ZM35 23V26L36 25H42L41 23L40 24H38V23ZM40 22V21H39ZM101 22V23H102ZM106 22H108V21H106ZM105 22V23H106ZM134 22V21H133ZM138 22V21H137ZM137 22H136V24H137ZM143 22V21H142ZM155 22V21H154ZM154 22H152V23H154ZM167 22V23H168ZM176 22V21H175ZM33 23V22H32ZM100 23V24H101ZM120 23H122V21L120 22ZM144 23V22H143ZM171 23H173V22H171ZM171 23L169 24V25H171ZM208 23V22H207ZM11 24H12V22H11ZM11 24H9L10 26H11ZM81 24L83 25V26H81ZM99 24V25H100ZM107 24V23H106ZM106 24H102V25H104V27H105V25ZM123 24V23H122ZM155 24V23H154ZM174 24V23H173ZM172 24V25H173ZM44 25H42V26H44ZM89 25H90V23H89ZM102 25H100V27L102 26ZM138 25V24H137ZM143 25H145V24H143ZM179 25V24H178ZM215 25H217V24H215ZM8 26V25H7ZM9 26V27H10ZM13 26V25H12ZM11 26V27H12ZM15 26V25H14ZM13 26V27H14ZM26 26V25H25ZM28 26V25H27ZM35 26H33V27H35ZM94 26V25H93ZM108 26V25H107ZM116 26V25H115ZM114 25H113V27H115ZM203 26H205V24L203 25ZM237 26V25H236ZM36 27H38V26H36ZM92 27V26H91ZM100 27H98V30H99V28ZM103 27V26H102ZM101 27V28H102ZM108 27H111V25L110 26H108ZM124 27V26H123ZM126 27V26H125ZM122 28V26H121V24H119V26L118 27H116V30L118 29V28H121L122 30L120 31L121 33H122V31H124L122 34L123 35H125L124 33H129V32H126L127 31V29L126 28ZM229 26L227 25V28H228ZM107 28V27H106ZM147 28V27H146ZM231 28V27H230ZM27 29V28H26ZM105 29V28H104ZM125 29H126V31H125ZM143 29H145V27L143 28ZM143 29H142V32H143ZM215 29V28H214ZM224 29V28H223ZM229 29V28H228ZM38 30H39V28H38ZM43 30H45L44 28L41 30V31H43ZM108 30V29H107ZM114 30V29H113ZM237 30V29H236ZM246 30V29H245ZM102 31H103V28H102ZM101 31V32H102ZM152 31V30H151ZM208 31V30H207ZM207 31H205V32H203V36H206V35H208V33H207ZM221 31V30H220ZM234 31V30H233ZM36 32V31H35ZM95 32V29L93 30V33ZM98 31L96 30V33L95 34H97L96 36H95V34L93 35V36H91L92 37V39L94 40V41H97L98 40V42L100 43V45H101V43L103 42L104 44H105V37H104V35H102V33L101 34H99L98 35V33H97ZM104 32V31H103ZM119 32V33H120ZM137 32V31H136ZM145 32V31H144ZM143 32V33H144ZM165 32V31H164ZM163 32V33H164ZM107 33V32H106ZM106 33H104V34H106ZM111 33V32H110ZM118 33V32H117ZM118 33V34H119ZM186 33V32H185ZM240 33V32H239ZM245 33V34H246ZM36 34H37V32H36ZM118 34H116V35H118ZM121 34V35H122ZM140 34V33H139ZM142 34V33H141ZM145 34V33H144ZM179 34V33H178ZM212 36H215L214 35V32L213 33H210ZM235 34V33H234ZM238 34V33H237ZM236 34V35H237ZM3 35V34H2ZM1 35V36H2ZM28 35V34H27ZM30 35V34H29ZM46 35H47V33H46ZM111 35H112V33H111ZM129 35V34H128ZM143 35V34H142ZM148 35V34H147ZM163 35H165V34H163ZM202 35V34H201ZM0 36V37H1ZM144 36V35H143ZM233 36V35H232ZM21 37V36H20ZM27 38H28V40H31L32 39V37L30 38V36H26ZM41 37V36H40ZM91 37H89V38H91ZM121 37H123V36H121ZM125 37H127V36H125ZM131 37V36H130ZM130 37H129V39H130ZM141 37V36H140ZM177 37H179V36H177ZM177 37H176V35H175V38L177 39ZM219 37H221V36H219ZM229 37H230V35H229ZM234 38H235V36H233ZM237 37V36H236ZM238 37H239V35H238ZM237 37V38H238ZM242 38H244V36H241ZM30 38V39H29ZM128 38V37H127ZM126 38V40H128ZM143 38V37H142ZM43 39V37L42 38H40L39 40H42ZM44 39H45V37H44ZM97 39V40H96ZM144 39V38H143ZM184 39H185V37H184ZM187 39V38H186ZM226 39V38H225ZM224 39V40H225ZM161 40V39H160ZM172 40H174V39H172ZM19 41V40H18ZM36 41V40H35ZM119 41H121V39H119ZM118 41V43H119V45L121 44V42H119ZM130 41V40H129ZM145 41V40H144ZM27 42H31V41H27ZM26 42V43H27ZM39 42L40 41H38V42H36L37 44H39ZM63 44H62V43ZM147 42V41H146ZM145 42V43H146ZM174 42H175V40H174ZM190 42V41H189ZM189 42H187V40H186V47L188 48V46L187 45H190L189 44ZM14 43V42H13ZM19 43V42H18ZM21 43V42H20ZM148 44H149V42H147ZM179 43H181V42H178V44ZM31 44V43H30ZM95 44H98L97 42H95ZM103 44V45H104ZM107 44V43H106ZM130 44V43H129ZM143 44V43H142ZM156 44H158V42L156 43ZM173 44V43H172ZM199 44V43H198ZM11 45V44H10ZM12 45H14V47H10V49L13 51V49L15 48V49H17L16 47H15V44H12ZM99 45V44H98ZM108 45V44H107ZM151 45V44H150ZM174 45V44H173ZM176 45V44H175ZM174 45V47L173 48H176V46ZM180 45H182V44H179L178 45V47H177V50H179V49H181L182 47L180 46ZM118 46V45H117ZM121 46H122V44H121ZM143 46V45H142ZM152 46H153V44H152ZM157 46V45H156ZM156 46H153V47H156ZM184 46V45H183ZM192 46V45H191ZM198 46V45H197ZM9 47H7V48H9ZM36 47V46H35ZM130 47V46H129ZM128 47V48H129ZM144 48H146L147 46L146 45H144L143 46ZM142 47V48H143ZM179 47H181V48H179ZM185 47V46H184ZM185 47V48H186ZM190 47V46H189ZM23 48V47H22ZM119 48H120V46H119ZM124 47H122V48H120V49H123ZM131 48V47H130ZM137 48H138V46H137ZM141 48V47H140ZM140 49V50H142V52H143V49ZM179 48V49H178ZM185 48H183V50H186ZM99 49V48H98ZM118 49V48H117ZM139 49V48H138ZM147 49H149V48H147ZM154 49H156V48H153V50ZM159 49V48H158ZM189 49H191V48H188V51H189ZM33 50V49H32ZM101 50V49H100ZM133 50V49H132ZM132 50H131V52H132ZM149 50H151V49H149ZM152 50V51H153ZM167 50V52H168V49H166ZM176 49H174L173 51H175ZM182 50V49H181ZM180 50V51H181ZM239 50V49H238ZM3 51H5V50H3ZM29 52L31 51V49L30 50H28ZM71 51V52H70ZM95 51H97V50H95ZM103 51V50H102ZM117 51H119V52H121L120 50H117ZM124 51V50H123ZM122 51V52H123ZM144 51H145V49H144ZM156 51V50H155ZM171 51V53H172V50H169V52ZM14 52V51H13ZM16 52V51H15ZM17 52H18V50H17ZM22 52V51H21ZM28 52V53H29ZM34 51H32V53H33ZM74 53V55L75 54H77L76 56L78 57V58H76L75 57V59L74 60H70V57H69V53ZM125 52V51H124ZM141 52V53H142ZM149 52L150 51H148L147 53H146V51L145 52H143L144 53V55H145V53L146 54H149ZM176 52V51H175ZM174 52V53H175ZM198 52V56L200 57V59H197V60H192V62H190L189 64L190 65H187V66H189L188 68H189V70H190V72H191V76L189 77V78H186L185 77V75H187L186 73L187 72H183L184 70H182L183 69V67H178L177 68V66H175L174 64H172V58L170 59V55H169V57L167 56L168 54H170V53H166L165 54V58H166V56H167V58L166 59H164L162 62V65L164 66V67H162L161 65L159 66V67H162L161 69H159L158 71H160V72H163V71H169L170 73H172V72H176L177 74H178V76L177 77H179V78H185L184 80H183V82L182 81H176L175 83H173V82H171L172 81V74H170L169 72H168V74H170L171 75V81L170 80H168L169 78H167L166 76L167 75H164V78L163 77H161V76H159V77H157V75H156V77H157V79L158 80H155V83H157L156 85H157V87H158V85L159 86H162V84L165 86L166 84H168L169 85V83H170V85H171V83H173L172 85H174L175 84V87H173L172 89L174 90L175 89V91L177 90V92H175L177 95L175 96V94L173 95L174 97L173 98H176L177 97V99H178V102H179V106H182V107H185L186 108V104H187V101L189 100L187 97V95H186V93H185V87L184 86H186L187 87V85H191L192 86V88L194 89V94L193 95H191V96H193L192 98V100H193V103L194 102H200V104H201V102H202V100L203 99H207L208 97H206L207 95H204V97H200V95H198L197 93H196V80H197V78H196V76H197V70H198V67L199 66H202L203 68H207L208 66H209V63H210V58H209V56H210V51H208L206 48H204L203 46H201L200 47V44H199V50L197 51ZM1 53V55L3 54L2 52H0ZM49 53H51L52 54V59H48L46 56H50V55H47V54H49ZM103 54H104V51L102 52ZM112 53H114V51L112 52ZM142 53V54H143ZM156 53V52H155ZM159 53V52H158ZM164 53V52H163ZM194 53V52H193ZM137 54H139L138 52H137ZM182 54V53H181ZM81 57H80V56ZM98 55V56H97ZM105 55V57L103 56V60H104V58L106 59L107 57H106V54H104ZM125 55H126V53H125ZM153 55V54H152ZM152 55H149V56H152ZM3 56V55H2ZM7 56V55H6ZM18 56H20V55H18ZM27 56H29V55H27ZM92 56V55H91ZM116 56V55H115ZM115 56H114V58H115ZM138 56V55H137ZM136 55H135V57H137ZM143 55H139L138 57H139V59H140V57H142ZM146 56V55H145ZM154 56L156 57V55L154 54ZM153 56V57H154ZM162 56V55H161ZM173 56V55H172ZM171 56V57H172ZM5 57V56H4ZM3 57V58H4ZM21 57H22V55H21ZM80 57V58H79ZM94 57V56H93ZM92 57V58H93ZM111 57V56H110ZM112 57H113V55H112ZM117 57V56H116ZM153 57H151V59H150V57H148V56H146V58H148V62L145 64L146 66L148 65V66H150L151 68H154V62L155 61H152V59H154ZM157 57H158V55H157ZM198 57V58H199ZM10 58V57H9ZM17 58V57H16ZM145 57H143V59L141 58V60L142 61H144L145 59H144ZM161 58H163V57H161ZM236 58V57H235ZM240 58V57H239ZM102 59V58H101ZM121 59V58H120ZM119 59V60H120ZM124 59V58H123ZM135 59L137 60V58H134V60H132V62L133 61H135ZM139 59H138V62H140L139 61ZM150 59V60H149ZM158 59H160V58H158ZM184 59V58H183ZM7 61L8 62V60L7 59H5L4 58V61ZM102 60V61H103ZM111 60V59H110ZM116 60V59H115ZM128 60V59H127ZM162 60V59H161ZM178 60V59H177ZM188 60V59H187ZM238 60V59H237ZM5 61V62H6ZM10 61V60H9ZM21 61V60H20ZM61 61V67L63 68L64 66L62 65V62ZM113 62H114V59L112 60ZM160 61V60H159ZM18 62V61H17ZM103 62H105V61H103ZM121 62V61H120ZM119 62V63H120ZM124 62V61H123ZM123 62H122V64H123ZM128 62V61H127ZM126 62V63H127ZM132 62H131V64H132ZM150 62V64H148ZM161 62V61H160ZM174 62V61H173ZM9 63V62H8ZM98 63H100V62H98ZM98 63H95L94 62V64H96L97 66H98ZM106 63V62H105ZM105 63H101V64H99L100 65V67L102 66L103 67V65L105 64ZM115 63H116V61H115ZM135 63V62H134ZM136 63H137V61H136ZM135 63V64H136ZM144 63V62H143ZM152 63V64H151ZM156 63V62H155ZM158 63V62H157ZM19 64V63H18ZM21 64V63H20ZM19 64V65H20ZM94 64H93V66H94ZM121 64V66L124 68V66ZM128 64H129V62H128ZM127 64V65H128ZM159 64V63H158ZM9 65H10V63H9ZM19 65H17V66H15V67H21V66H19ZM90 65H92V63L90 62ZM95 65V66H96ZM110 65V64H109ZM115 65V64H114ZM119 65V64H118ZM130 65V64H129ZM137 65V67H138V65L139 64H136ZM141 65V64H140ZM153 65V66H152ZM68 66V67H69ZM92 66V67H93ZM94 66V67H95ZM132 66H135V65H133L132 64ZM132 66L130 65V67H131V69H133L132 68ZM141 66H144V64L143 65H141ZM187 66L185 67L184 66V68L186 69L187 68ZM60 67V68H61ZM87 67V66H86ZM100 67L99 68H97L96 69V67L95 68H93V70H95L96 72H94V73H100V72H97L99 69H100ZM101 67V68H102ZM110 67V66H109ZM112 67H114L115 68V70L117 69V67H115V66H112ZM118 67H120V66H118ZM130 67L128 66L127 67V71H129V73L128 72H126V73H128L129 75L131 74V72L132 71H134V69L131 71L130 70ZM156 67V66H155ZM54 68H55V66H54ZM57 68H58V66H57ZM65 68V67H64ZM67 68V67H66ZM65 68V69H66ZM106 71H107V69L105 68V67H103ZM114 68H113V70H114ZM129 68V69H128ZM147 68V67H146ZM182 68V69H181ZM52 69V68H51ZM65 69L64 70H62L63 72L62 73H60L61 75L59 76V78L61 79V77H66V76H69V73L67 74L66 72H65ZM68 69V68H67ZM89 69V68H88ZM138 69V68H137ZM155 69V68H154ZM154 69H151V70H153L154 71ZM11 70V71H10ZM14 70H16V68L14 69ZM54 70V69H53ZM52 70V71H53ZM69 70V69H68ZM82 70H84L85 71V69L84 68H82ZM105 70H103V69H101L100 71L103 73V71H104V73L106 72ZM118 70V69H117ZM120 70H122V69H120ZM136 70V69H135ZM139 70V69H138ZM188 70V69H187ZM187 70H185V71H187ZM55 71V70H54ZM86 71H88V72H90V70H87L86 69ZM86 71L84 72L85 74L84 75H86ZM110 71H112V70H110ZM110 71H108L109 72V74H110ZM123 71V70H122ZM131 71V72H130ZM140 71V70H139ZM152 71V75H153V72ZM156 71V70H155ZM46 72V71H45ZM56 72H58V71H56ZM56 72H54V74H52V75H54V76H56ZM80 72H82V71H77V74L78 73H80ZM112 72H115V73H113V74H115V77L118 75V74H120V73H118V74H116V72H118V71H112ZM124 72V71H123ZM183 72V73H182ZM71 73H73V72H71ZM93 73V75H94V78H96V74H94ZM51 74V73H50ZM74 74V73H73ZM72 74V75H73ZM112 74V75H113ZM163 74H164V72H163ZM184 74V75H183ZM10 75V78L8 77ZM59 75V74H58ZM83 74L81 73V76H82ZM87 75H88V73H87ZM86 75V76H87ZM111 75V74H110ZM110 75H108L110 78H111V76ZM54 76H52V77H54ZM126 76V75H125ZM130 76H133L132 74L130 75ZM70 77V76H69ZM76 77H78L77 75H76V73H75V78ZM84 77V76H83ZM88 77V76H87ZM119 77V75L117 76V78ZM154 77V76H153ZM152 77V78H153ZM173 77L174 78H177V77H175L174 75H173ZM56 78V77H55ZM78 78H80V77H78ZM82 78V77H81ZM85 78V77H84ZM93 78V80H95ZM133 78V77H132ZM132 78H130V79H132ZM151 78V81L153 80ZM51 79H53V78H51ZM57 79H58V77H57ZM71 79V78H70ZM86 79V78H85ZM99 79H100V77H99ZM121 79V78H120ZM126 79V78H125ZM129 79V78H128ZM62 80H65L64 78H62ZM82 80V79H81ZM84 80V79H83ZM87 80V79H86ZM92 80V79H91ZM101 80V79H100ZM100 80H98L97 82L99 83V81ZM133 80V79H132ZM135 80V79H134ZM134 80H133V82H132V85H133V83H134ZM166 80V81H165ZM176 80V79H175ZM47 81V80H46ZM57 81H61V80H57ZM69 81V80H68ZM67 81V82H68ZM73 81H75V79L73 80ZM87 81H89V80H87ZM86 81V82H87ZM115 81V80H114ZM138 81V80H137ZM157 81V82H156ZM186 81H188L187 83H189V84H184L183 85V87H181L180 85H182L184 82H186ZM48 82V81H47ZM46 82V84H48V85H46V86H48L49 87V83H47ZM49 82H51L50 81V79H49ZM53 82H54V84H53ZM56 79H55V81H53L52 80V86L53 85H55V87H56V84H58V87H59V83L58 82H56ZM84 82V81H83ZM154 82V81H153ZM152 82V83H153ZM166 82V84H164ZM169 82V83H168ZM181 83V84H179V83ZM70 83V82H69ZM75 83H77V81L76 82H74V83H72L73 85H75ZM96 83V82H95ZM103 83V82H102ZM127 83H128V80H126L125 81V83L123 82V84H126L127 85ZM130 83V82H129ZM138 83V82H137ZM260 83V82H259ZM131 84V83H130ZM194 84H195V86H194ZM60 85H61V83H60ZM98 85H100V84H98ZM102 85H104V84H102ZM106 85V84H105ZM134 85H136L135 83H134ZM169 85V86H170ZM172 85L170 86V87H172ZM82 86H83V84H82ZM91 86V85H90ZM92 86H94V85H92ZM124 86V85H123ZM128 87H131V85H127ZM48 87H45V88H48ZM50 87H51V85H50ZM49 87V88H50ZM54 87V86H53ZM58 87L57 88H55V89H58ZM67 87V86H66ZM65 87V88H66ZM72 87V86H71ZM100 88H101V86H99ZM103 88H104V90L106 89L105 88V86H102ZM114 87H115V85H114ZM116 87H118V86H116ZM116 87H115V89L113 90V91H115L116 92V90H118V89H116ZM119 87H120V85H119ZM118 87V88H119ZM126 87V86H125ZM126 88V89H128V90H130L129 88ZM169 87V88H170ZM188 87H190V86H188ZM68 88V87H67ZM66 88V89H67ZM75 89H76V85H75V87H74ZM79 88V87H78ZM93 88V87H92ZM102 88V89H103ZM121 89H122V86L120 87ZM59 89H61V88H59ZM70 89V88H69ZM72 89V88H71ZM91 89V88H90ZM124 89V90H123ZM122 90L123 91H125V88H123ZM132 89H133V87H132ZM135 89V88H134ZM133 89V90H134ZM152 89V88H151ZM171 89V88H170ZM169 89V90H170ZM188 89H190V91H191V88H188ZM53 90H54V88H53ZM68 90V89H67ZM77 90V89H76ZM87 90V89H86ZM92 90V89H91ZM98 90H99V88H98ZM104 90L102 91H98V92H101V94H102V92L104 93ZM186 90H187V88H186ZM59 91V90H58ZM74 91V92H73ZM89 92H91L90 90H88ZM106 91V90H105ZM122 91V92H123ZM190 91H188L189 92V95H190ZM247 91V92H248ZM51 92H54V91H52L51 90ZM60 92V91H59ZM88 92V94H90ZM112 92V91H111ZM161 92H162V90H161ZM170 92V91H169ZM250 92V91H249ZM248 92V93H249ZM71 93H77V92H75V90L73 89L72 91H71ZM85 93V92H84ZM97 93V92H96ZM119 93V92H118ZM117 93V94H118ZM121 93V92H120ZM128 93V92H127ZM129 93H131V92H129ZM128 93V94H129ZM152 93V92H151ZM171 93V92H170ZM57 94V93H56ZM61 94H63V95H66L65 93H61ZM78 94V93H77ZM88 94H86V95H88ZM105 94H107V93H104V95H102L101 97H99V99L101 98V102L102 103H104L103 105L104 106H106L105 104L107 103L108 105H110V104H112L113 103V100H111V99H113L111 96H109L108 94V96L109 97H111V99H110V102H112V103H110L109 102V99H108V97H106L107 95H105ZM134 94H135V92H134ZM155 94V93H154ZM51 95L53 96L51 99H52V101L49 99L50 97H51ZM62 95V96H63ZM68 95V94H67ZM66 95V96H67ZM85 95V97L87 98V96ZM121 95H123V96H125L123 93L121 94ZM133 95V94H132ZM131 94H130V96L131 97H133ZM60 96V95H59ZM90 96H92V95H90ZM115 96H116V93H115ZM115 96H113V97H115ZM118 96H119V94H118ZM122 96V97H123ZM126 96H128V95H126ZM187 96V97H186ZM248 96V95H247ZM67 97H69V95L67 96ZM93 97V96H92ZM104 97V98H103ZM135 97L136 96H134V102L136 101V99H135ZM157 97V96H156ZM240 97H241V95H240ZM239 97V98H240ZM244 97H246V96H244ZM70 98V97H69ZM68 98V100H70L71 101V103L73 102H75V99H73L74 101H72L71 99H69ZM94 98V97H93ZM93 98H92V100H93ZM120 97H118L117 99H116V97H115V99L116 100H118ZM126 98V97H125ZM125 98H122V100H124ZM243 98V97H242ZM65 99H66V97H65ZM95 99V98H94ZM114 99V100H115ZM121 99V98H120ZM132 99V100H131ZM49 100H50V102H49ZM59 100V99H58ZM115 100V101H116ZM122 100H118L117 101V103L118 102H120V103H118V105L119 106H121V108H122V110L124 111V114L123 115H120L121 113H119L118 115H120V116H122V118L121 117H119V118H121V123H119V124H121V126L120 125H117V127H119L120 126V130H122L123 131V134L125 133V131L127 132V133H129V129H132L131 127H132V125H130L131 124V122L133 121V119L135 120V118H133L134 116H132V118H131V115L134 113V111L132 110V107H130V105H128L129 103H128V101L127 100H130V102L132 103V101H133V98H130L129 99V97L127 98V100L125 99L124 101H122ZM162 100V99H161ZM207 100H209V99H207ZM67 101V100H66ZM88 101V100H87ZM95 101V100H94ZM97 101V100H96ZM100 101H97V102H99V104H100ZM122 101V102H121ZM177 101V100H176ZM242 101V100H241ZM60 102V101H59ZM83 101H81V103H82ZM97 102H95V103H97ZM51 103V104H52ZM79 103H80V101H79ZM110 103V104H109ZM117 103H116V106H118L117 105ZM51 104L49 105V106H51ZM60 104H66V102H60ZM60 104H59V108L58 109H61L62 110V108H60L61 106H60ZM83 104H85L86 106H88L86 103H85V101L83 102ZM83 104H82V106H83ZM91 104V103H90ZM149 104V103H148ZM243 104V103H242ZM71 105V104H70ZM74 105V104H73ZM84 105V106H85ZM95 105V104H94ZM101 106H100V110L98 109V108H96V107H98V106H90L89 105V109L90 110H86L85 108H88V107H86L85 106V108H83L85 111H87L88 113H89V111H91V110H93V112H90V116H92L93 115V119L95 120V121H97V123H99V124H101V123H103V124H105V126H106V124H108V128H109V122H110V116H109V114H110V109H109V111H108V108H105V107H103V105L102 104H100ZM132 105V104H131ZM135 107H136V105L135 104H133ZM150 105V104H149ZM248 105V104H247ZM48 106V107H49ZM81 106V107H82ZM113 106H114V103H113ZM118 106V109L120 108ZM148 106V105H147ZM146 106V107H147ZM151 106V105H150ZM45 107V106H44ZM63 107H65V105H63ZM93 107H94V109H93ZM106 107H108V106H106ZM115 107V106H114ZM114 107L112 108V110L114 109ZM152 107H153V105H152ZM54 108V107H53ZM53 108H51L50 107V109H48V111L50 110L51 111V109H53ZM56 108V110L58 111V109ZM67 108V107H66ZM92 108V109H91ZM96 108V109H95ZM111 108V107H110ZM120 108V109H121ZM149 108V107H148ZM180 108V107H179ZM214 108V107H213ZM41 109L43 110V111H41ZM46 107H45V113H46ZM65 109V108H64ZM68 109L69 108H67V110L65 109V111H67V115H69L70 116V112L71 111H69L68 112ZM70 109H73V108H70ZM83 109H78V110H82L83 112H81V113H84V110ZM118 109L116 108V110H117V113L118 112H121V110H119L118 111ZM138 109V108H137ZM137 109H135V110H137ZM150 109V108H149ZM148 109V110H149ZM184 109V108H183ZM249 108H247V110H248ZM115 110V109H114ZM113 110V111H114ZM115 110V111H116ZM151 110V109H150ZM186 110V109H185ZM250 110V109H249ZM64 111V110H63ZM139 111V110H138ZM141 111V110H140ZM156 111H159V110H157L156 109ZM212 111H214L213 109H212ZM52 112V111H51ZM51 112H50V116H48V117H50V118H52V119H54L53 118V116H51ZM55 112V111H54ZM60 112H62V111H60ZM133 112V113H132ZM151 113H153L152 111H150ZM173 112V111H172ZM252 112V111H251ZM45 113H44V115H45ZM48 113V112H47ZM68 113H70V114H68ZM79 113H80V111H79ZM92 113V114H91ZM94 113V114H93ZM109 113V114H108ZM111 113H113V112H111ZM137 113V112H136ZM135 113V114H136ZM158 113V112H157ZM49 114V113H48ZM114 114V113H113ZM113 114H111V115H113ZM116 114V113H115ZM135 114H133V115H135ZM138 114V113H137ZM173 114V113H172ZM250 114V113H249ZM53 115V114H52ZM56 115V114H55ZM54 115V116H55ZM140 115V114H139ZM153 115V114H152ZM246 115V114H245ZM57 116V115H56ZM59 116V115H58ZM72 116H73V114H72ZM89 116V115H88ZM170 116V115H169ZM169 116H168V118H169ZM79 117H81L80 116V114H79ZM113 117V116H112ZM114 117H116L117 118V115L116 116H114ZM246 117H248V115L246 116ZM250 117V116H249ZM248 117V118H249ZM56 118V117H55ZM69 119V118H68ZM73 119V118H72ZM88 119V118H87ZM87 119H85V121L87 120ZM89 119H91L90 117H89ZM71 120V119H70ZM69 120V121H70ZM93 120V121H94ZM113 119L111 118V121H112ZM132 120V121H131ZM167 120V119H166ZM80 121H82V120H80ZM118 121V120H117ZM131 121V122H130ZM137 121V120H136ZM175 121H177L176 119H175ZM174 121V118L172 117L171 119H169V121H168V123H166V121H164L162 124L163 125H165L166 124V127H167V125H169V126H175V124H173L172 125V123L173 122H175ZM83 122V121H82ZM81 122V123H82ZM162 122V121H161ZM60 123V124H59ZM80 123V122H79ZM84 123V124H83ZM82 124L85 126V123L86 122H83ZM75 124V123H74ZM89 124V123H88ZM93 124V123H92ZM91 124V125H92ZM110 124H113V125H111V126H113L114 128H116L115 126H116V124L115 123H112V122H110ZM114 124H115V126H114ZM160 124V123H159ZM181 124V123H180ZM184 124V123H183ZM55 127V129H53V126ZM66 124H64V126H65ZM80 125V124H79ZM177 125V124H176ZM51 126H52V131L51 132H49V133H47L46 132V134H43L44 133V130H45V128H51ZM62 126H60V127H62ZM63 126V127H64ZM68 126V125H67ZM66 126V127H67ZM102 127H105V126H103V125H101ZM101 126H99V127H101ZM185 126H188V125H185ZM238 126V125H237ZM241 126H244V125H241ZM85 127H87V126H85ZM92 127V126H91ZM101 127V128H102ZM107 127V126H106ZM184 127V126H183ZM68 128V127H67ZM88 128V127H87ZM86 128V129H87ZM111 128V131H112V127H110ZM109 128V129H110ZM113 128V129H114ZM162 128H164L165 130H166V128L163 126ZM161 127H159L158 128V132H157V134H156V132H155V134H156V142L157 143H159V145L157 146V147H154V148H159V147H161V148H159V149H156V150H158L160 153L162 152V158H163V161H161L160 163H158V165L159 164H161L162 162L163 163H167L168 162V154H169V152L170 151H172L171 150V146L172 147H175L174 146V143H172L171 144V141L169 140V138H168V134H169V132L167 133L166 131H164L163 130V132L165 133H162V130H160V129H162ZM240 128V127H239ZM242 128V127H241ZM240 128V129H241ZM89 129V128H88ZM170 129V128H169ZM172 129V128H171ZM175 129V128H174ZM185 129V128H184ZM236 129V128H235ZM240 129H238V130H240ZM50 130V129H49ZM59 130H61L60 132H59ZM94 130H95V128H94ZM100 130V129H99ZM103 130V129H102ZM101 130V131H102ZM108 130V129H107ZM157 129H155V131H156ZM159 130H160V132L162 133H160L159 134ZM197 130V129H196ZM237 130V129H236ZM237 130V131H238ZM64 131V130H63ZM70 131V130H69ZM90 131H92V130H90ZM104 131V130H103ZM110 130H109V134H110V132H111ZM114 131V130H113ZM118 131V130H117ZM116 131V132H117ZM168 131V130H167ZM188 131V130H187ZM79 132V131H78ZM83 132H85V131H83ZM100 132V131H99ZM107 132V131H106ZM105 132V133H106ZM115 132V131H114ZM114 132H113V134H114ZM130 132H131V130H130ZM173 132H174V130H173ZM182 132V131H181ZM197 132V131H196ZM240 132H241V130H240ZM239 132V133H240ZM92 133V132H91ZM103 133V132H102ZM105 133H103V135H105ZM132 133H133V131H132ZM153 133V132H152ZM179 133V132H178ZM57 134V135H56ZM66 134L68 135V133L66 132ZM65 134V135H66ZM71 134V133H70ZM85 134H87V132H85ZM96 134V135H95ZM94 135H92V136H95V138L97 137V133H95ZM109 134L107 135L108 137H109ZM118 134H119V132H118ZM167 134V135H166ZM181 134V133H180ZM183 134V133H182ZM44 135V136H43ZM65 135H63V138L64 137H66L65 138V141H67L68 140V137L67 136H65ZM88 135V134H87ZM99 135H100V133H99ZM116 135V134H115ZM115 135H114V137H115ZM132 135V134H131ZM138 135V134H137ZM193 135H194V133H193ZM197 135V134H196ZM83 136V135H82ZM89 136V135H88ZM118 136V135H117ZM180 136V135H179ZM103 137H105V136H103ZM107 137V138H108ZM121 137V136H120ZM181 137V136H180ZM179 137V139L178 140H180V139H182L183 137H184V135H183V137L182 138H180ZM63 138L61 139L60 138V140H63ZM70 138V137H69ZM86 138V137H85ZM91 138H94V137H91ZM91 138H90V140H91ZM94 138V139H95ZM100 138V137H99ZM110 138V137H109ZM109 138L108 139H106V138H100V140L98 141V143L99 144H101L100 142H102V144L104 145V146H106L105 145V143L107 144V145H110V148H112V143L114 144V142L112 141L113 140V138L112 139H110L109 140ZM131 138V137H130ZM140 137H138L137 139H136V142L137 143H139V139ZM154 138V139H155ZM71 139V138H70ZM73 139V138H72ZM71 139V140H72ZM139 139V140H138ZM184 139V138H183ZM188 139V138H187ZM36 140H40L39 141V143L36 141ZM57 140H58V142H57ZM71 140H69V141H71ZM119 140V139H118ZM117 139H116V142L118 141ZM130 140V139H129ZM134 140V139H133ZM142 140V139H141ZM144 140V139H143ZM152 140V139H151ZM65 141H63V142H65ZM68 141V142H69ZM73 141V140H72ZM75 141V140H74ZM85 141V140H84ZM92 141V140H91ZM115 141V140H114ZM150 141V140H149ZM177 141V140H176ZM182 140H180L179 142H181ZM61 143V145L60 146H58V143ZM67 142V143H68ZM134 142V141H133ZM141 143H139L141 146H143L142 145V141H140ZM144 142L145 143H147V141H145L144 140ZM154 142H155V140H154ZM178 142V141H177ZM176 142V143H177ZM264 141H262V143H263ZM66 143V144H67ZM87 143H91V142H88L87 141ZM87 143L85 144V143H83V144H85V145H87ZM97 143V144H98ZM136 143V144H137ZM182 143V142H181ZM82 144V145H83ZM148 144H149V142H148ZM45 145V146H44ZM68 145L70 146L71 144H69L68 143ZM82 145H79L80 147L82 146ZM89 145H91V144H89ZM92 145H94L93 144V142H92ZM118 145V144H117ZM135 145V144H134ZM133 145V146H134ZM150 145V144H149ZM148 145V147L149 148H152V147H150ZM155 145V144H154ZM176 145V144H175ZM178 145H179V143L176 145L177 147H178ZM183 148H186V146L184 147L182 144H180ZM63 146V145H62ZM74 146V145H73ZM72 145L70 146V147H73ZM76 146V145H75ZM84 146V145H83ZM133 146H131L132 147V149H134L133 148ZM156 146V145H155ZM64 147V146H63ZM69 147V148H70ZM100 147H103V146H100ZM99 147V148H100ZM115 147H117V146H115ZM115 147H113V148H115ZM66 148V147H65ZM76 148V147H75ZM84 148H86L85 146H84ZM84 148H82V150L84 149ZM87 148H91V146L90 147H88L87 146ZM86 148V149H87ZM97 148H98V146H97ZM104 148V147H103ZM102 148V149H103ZM137 148L139 149V146H137ZM78 149H79V147H78ZM105 149V148H104ZM103 149V150H104ZM131 149V148H130ZM62 150V149H61ZM72 150H73V148H72ZM80 150V149H79ZM88 150V149H87ZM86 150V152H88ZM92 149H90L89 151L90 152H92L93 153V151H91ZM100 150V149H99ZM98 150V151H99ZM111 150V149H110ZM115 150H116V148H115ZM123 150V149H122ZM129 150V149H128ZM150 150V149H149ZM177 150H178V148H177ZM184 150V149H183ZM59 151V152H58ZM66 151H68V148H67V150ZM70 151H71V153H70ZM74 151V150H73ZM78 151V150H77ZM85 151V150H84ZM104 151H106V150H104ZM120 151H121V148H120ZM125 151V150H124ZM132 151V150H131ZM138 151H140V150H138ZM179 151H181V150H179ZM61 152V153H60ZM85 152V153H86ZM90 152H89V156H90ZM107 152H108V149H107ZM151 152H154L153 150H151ZM156 152V151H155ZM183 152V151H182ZM197 153H195L194 155H198V151H196ZM85 153H84V155H79V156H81V159H83V157L82 156H85ZM98 153V152H97ZM109 153V152H108ZM142 153V154H141ZM70 154V155H69ZM112 154H113V151H112ZM111 154V155H112ZM114 154H115V151H114ZM183 154L185 155V157H186V154L183 152ZM200 154V153H199ZM86 155H87V153H86ZM98 155V154H97ZM108 155V154H107ZM110 155V156H111ZM116 155H117V152H116ZM132 155H134V154H132ZM158 155V154H157ZM156 155V156H157ZM94 156L96 157V152H94ZM93 155H91L90 157H93V158H95ZM101 156V155H100ZM100 156H97V157H99L100 158ZM142 156V157H141ZM155 156V155H154ZM183 156V155H182ZM200 156V155H199ZM198 156V157H199ZM78 156H76V158H77ZM89 157V158H90ZM120 157V156H119ZM132 157V156H131ZM158 157H160V156H158ZM172 157V156H171ZM181 157V156H180ZM195 158V165H194V167H196V165H200V162H198V163H196L197 161H200V157L199 158ZM88 159V157H85V159ZM99 158H98V161H97V158L93 161V166H94V163L95 164H97L96 162H100L99 164H100V166H102L103 164H104V160L105 159H103V161L101 162V160H99ZM105 158H107L106 156H105ZM116 158V157H115ZM121 158V157H120ZM154 158V157H153ZM161 158V157H160ZM162 158L160 159V160H162ZM184 158V157H183ZM194 158V157H193ZM80 159V158H79ZM80 159V161H81V163H82V160ZM86 159V162H88V160ZM102 159V158H101ZM112 159V158H111ZM182 159V158H181ZM197 159H199V160H197ZM264 159V158H263ZM77 161V163H75V168L78 166L79 167V165L81 164V163H78V159H76ZM84 160V159H83ZM91 160H93V159H91ZM109 160H110V158H109ZM157 160V159H156ZM183 160V159H182ZM89 161H90V159H89ZM111 161V160H110ZM122 161V160H121ZM158 161H159V158H158ZM113 162V161H112ZM142 164H141V163ZM170 162V161H169ZM168 162V163H169ZM84 163H85V161H84ZM88 163H90V162H88ZM87 163V164H88ZM136 163H138V164H136ZM152 163V162H151ZM162 163V164H163ZM79 164V165H78ZM120 164V163H119ZM126 164V163H125ZM77 165V166H76ZM82 165V164H81ZM85 165V164H84ZM83 165V166H84ZM92 165V162L90 163V165L89 166H91ZM105 165V164H104ZM103 165V166H104ZM115 166H116V164H114ZM127 165V164H126ZM140 165H142L141 167L143 168V169H141L140 168V170H142L143 171V173H144V176H143V174H141L142 173V171H141V173H140V171H139V173L140 174H136V173H138V172H136L135 173V170H136V168H138V167H140ZM153 165H154V162H153ZM167 165V164H166ZM82 166V167H83ZM89 166H87L88 168H92L93 166H91V167H89ZM114 166V167H115ZM125 166V165H124ZM123 166V167H124ZM154 166H157V164L156 165H154ZM161 166H163V165H161ZM263 166H264V163L262 164V166H261V168H263ZM77 167V168H78ZM116 167H118L119 168V166H116ZM136 167V168H135ZM159 167V166H158ZM163 167H166V166H163ZM85 170H87L88 168H86L85 166L83 167ZM83 168H78V171L80 170L81 171V173H82V177H81V179H82V181H83V179L84 180H86L87 178H89V177H87V174H89V173H87V174H84L83 172L84 171H82V170H84ZM126 168V167H125ZM128 168V169H129ZM260 168V169H261ZM19 169H24L23 171H25L24 172V174H22L23 176H22V179H21V177L19 176V173H18V171H19ZM90 169H88V170H90ZM93 169V168H92ZM94 169H95V166H94ZM93 169V170H94ZM99 169H100V167H99ZM159 169V168H158ZM161 169V168H160ZM259 169V170H260ZM86 171V172H89V171ZM107 170V169H106ZM120 170V169H119ZM125 170V169H124ZM194 170H196L195 168H194ZM199 170V169H198ZM198 170H196L197 172H198ZM204 170V169H203ZM202 170V171H203ZM22 171V172H23ZM98 171V170H97ZM131 171V170H130ZM137 171V170H136ZM154 171H155V168H154ZM195 171V172H196ZM201 171V170H200ZM91 172V171H90ZM93 172V171H92ZM92 172H91V174H92ZM104 172V171H103ZM108 172V171H107ZM129 172V171H128ZM160 172V171H159ZM161 172H162V170H161ZM137 175H135V174ZM155 173V172H154ZM156 173H158L157 171H156ZM121 174V173H120ZM90 175V174H89ZM88 175V176H89ZM100 176H102V174L100 173L99 174ZM83 176H85L84 178H83ZM91 176V175H90ZM96 176H98V175H96ZM129 176H131L130 174H129ZM140 176H143L144 177V179H143V181H141V179H140ZM158 176V177H157ZM163 176V175H162ZM165 176V175H164ZM164 176H163V178H164ZM79 177V178H80ZM135 177V178H134ZM202 177V176H201ZM70 178V177H69ZM68 178V179H69ZM92 178V177H91ZM97 178V177H96ZM113 178V177H112ZM124 178V177H123ZM126 178V177H125ZM129 178V177H128ZM136 178V179H137ZM20 179H21V181H20ZM103 179V178H102ZM127 179V178H126ZM132 179V178H131ZM132 179V180H133ZM165 179V178H164ZM233 179V178H232ZM98 180V179H97ZM104 180H106V179H104ZM123 180H125V179H123ZM163 180V179H162ZM70 181V180H69ZM110 181V180H109ZM126 181V180H125ZM133 181H135V180H133ZM73 182V181H72ZM85 181H83V183H84ZM97 182V181H96ZM105 182V181H104ZM130 182V181H129ZM161 182V183H160ZM113 183V182H112ZM74 184H75V182H74ZM101 184V183H100ZM106 184V183H105ZM118 184V183H117ZM122 184V183H121ZM124 184V183H123ZM217 184V183H216ZM251 184V183H250ZM60 185V186H59ZM94 185V184H93ZM92 185V186H93ZM120 185V184H119ZM119 185H118V187H119ZM132 185H133V183H132ZM135 185H133L134 187H135ZM163 185H164V183H163ZM77 186V185H76ZM106 186V185H105ZM111 186V185H110ZM116 186V185H115ZM125 186V185H124ZM129 186V185H128ZM127 186V187H128ZM222 186H223V183H222ZM222 186H221V188H222ZM235 187V186H237V187H239L241 190H243L244 189V184H242V182L241 181H239L238 179H236V178H234L233 180H232V182H231V184H226L225 185V187ZM101 187H102V185H101ZM117 187V186H116ZM131 187V186H130ZM135 187V188H136ZM137 187V188H138ZM214 188H212L210 191L212 192V194L210 193V191L208 192V193H210L211 194V196L210 197H208V198H206V200L208 199H211V198H213L214 197V199H215V193L217 194V192H215V191H217L216 189H217V187H216V189H215V186H213ZM74 188H76V187H74ZM92 188V187H91ZM99 188V187H98ZM107 188V187H106ZM109 188V187H108ZM107 188V189H108ZM111 188H112V186H111ZM110 188V190L112 191V190H114V189H111ZM121 188V186L117 189V192L115 191V193L117 194V198L116 197H114V196H116L115 194H113V197L115 198V199H119V197H120V195H121V193H122V188ZM129 188V187H128ZM136 188V189H137ZM219 189V191L221 192V193H223L224 191V188H222V189ZM96 189V188H95ZM106 189V190H107ZM120 189V190H119ZM132 189V191H133V188H131ZM139 190V192L141 191L142 192V190ZM162 189V188H161ZM161 189H159L160 190V193H161ZM170 189V187H168V189L167 190H165L166 192L168 191ZM214 189H215V191H214ZM226 189V188H225ZM76 190V189H75ZM75 190H73V191H75ZM109 190V189H108ZM240 190V191H241ZM124 191V190H123ZM129 191V189L127 190V192ZM136 191V190H135ZM134 191V192H135ZM164 191V192H165ZM92 192V191H91ZM105 192V191H104ZM169 192V191H168ZM215 192V193H214ZM220 192H218L219 194H220ZM94 193V192H93ZM93 193H91V195L93 194ZM111 193V192H110ZM124 193H126V191H124ZM130 193H133V192H130ZM129 193V194H130ZM136 193V192H135ZM207 193V194H208ZM228 193V192H227ZM241 193V192H240ZM70 194H71V192H70ZM123 194V193H122ZM126 194H128V193H126ZM169 194V193H168ZM242 194V193H241ZM90 195V196H91ZM96 194H94V196H95ZM106 195H107V193H106ZM151 195H152V197H151ZM177 195V194H176ZM213 195V196H212ZM218 195V194H217ZM123 196V195H122ZM126 196V195H125ZM136 196V195H135ZM144 196V197H143ZM162 196V195H161ZM164 196V195H163ZM166 196H167V194H166ZM166 196H164V198H166ZM222 196V198H220V200L222 199V200H229V198L228 197H226L227 195L226 194H222L221 195ZM92 197H93V195H92ZM102 197V196H101ZM158 197V198H157ZM179 197H180V195H179ZM224 197V198H223ZM148 198H152V199H148ZM155 198H157L158 199V201H157V199H155ZM217 198V197H216ZM219 198V197H218ZM169 199V198H168ZM174 199V198H173ZM103 200H104V198H103ZM163 200H165V199H163ZM162 200V201H163ZM179 200L180 199H178V198H175V200L173 201V203L174 204H178L179 203ZM207 200V201H208ZM93 201H96V200H93ZM99 201V200H98ZM154 201H156V202H158V203H155ZM108 202V201H107ZM107 202H105V203H107ZM164 202V201H163ZM165 203V202H164ZM163 203V204H164ZM168 203H170V201H168L167 202V204ZM94 204V203H93ZM102 204H103V201H102ZM155 204H158V206H156ZM92 205V204H91ZM108 205V206H107ZM106 205V208L107 207H109V204H107ZM160 205V206H161ZM180 205V204H179ZM87 206H88V204H87ZM90 206V205H89ZM88 206V207H89ZM93 206V205H92ZM205 206V205H204ZM87 207V208H88ZM166 207V206H165ZM164 207V208H165ZM203 207V206H202ZM163 208V207H162ZM166 209V208H165ZM163 211H164V209H163ZM172 211V210H171ZM171 214V213H170ZM205 216V215H204ZM105 219H104V218ZM208 222H206V221H204V220H201L200 221V224L195 228V229H193V231H194V233L193 234H201V235H205V234H208V233H210V232H213V231H210V228H212V224H207ZM214 225V224H213ZM194 226V225H193ZM215 226V225H214ZM172 227H173V229H172ZM171 228H169V230L171 229V231L169 232L168 230V232H169V234L167 235V236H164L163 238H162V236H161V238L162 239H154L155 241L154 242H149L150 243V245L148 244V249L150 250V254L147 256L148 258H149V260H151L152 262H153V260H157L158 261V264H194V262H193V260H190L191 258H190V256H192V252H190V251H193L192 250V248H193V246H190V249H182L181 251L179 250V251H176L177 249H175V250H172V248L171 249H169V247H168V244H170V243H168V242H170V241H172L173 239H171V238H176L177 236H179V238L180 239H183V240H186V239H188L187 238V236L189 235V233L191 232V230L189 231V229L188 228H186L185 226H183L181 223H176L174 226H172ZM212 230V229H211ZM166 231V232H167ZM243 231V230H242ZM167 232V233H168ZM162 233V232H161ZM227 233V232H226ZM155 235V234H154ZM161 235H163V234H161ZM159 236H160V234H159ZM159 238V237H158ZM169 239H171L170 241H169ZM198 239V238H197ZM174 240H178V239H174ZM201 240V239H200ZM187 241V240H186ZM198 241V240H197ZM189 242H191L192 243V241H189ZM200 242H202V240L200 241ZM197 243H199V241L198 242H196L195 243V245H196V247H194L193 249H194V252H195V250H196V248L198 249L199 247H201V245L202 244H200V246L199 247H197L198 246V244ZM190 245V244H189ZM203 246V245H202ZM262 246H264V240L262 241V242H259V243H256V245H254V247L252 248V256L250 257V258H247V259H245V260H242L243 262H242V264H256V256H257V252L260 250V248H262ZM189 247V246H188ZM186 248V247H185ZM229 248V247H228ZM237 248H238V246H237ZM201 249V248H200ZM206 249V248H205ZM201 250H203L204 251V249H201ZM198 251V250H197ZM196 251V253H198ZM193 252V256H195L194 253ZM238 252V251H237ZM126 253V254H125ZM219 253V252H218ZM189 254H190V256H189ZM199 254V253H198ZM198 254H196V255H198ZM188 256H189V258L190 259H188ZM248 257V256H247ZM195 260L197 259L196 257L194 258ZM194 260V261H195ZM229 261V260H228ZM236 261H238V260H236ZM207 262V261H206ZM197 264H198V262H197ZM211 264V263H210ZM213 264V263H212ZM236 264V263H235Z\"/></svg>",
    "mask_w": 264,
    "mask_h": 264
},
{
    "label": "water",
    "instance_id": "obj_3",
    "mask_svg": "<svg viewBox=\"0 0 264 264\" xmlns=\"http://www.w3.org/2000/svg\"><path fill=\"white\" fill-rule=\"evenodd\" d=\"M217 113L218 108L214 106ZM264 215V198L250 185ZM25 197L13 199L8 210L0 212V264H79L75 246L92 238L86 225L77 222L74 210L46 207L37 216ZM264 264V246L256 256Z\"/></svg>",
    "mask_w": 264,
    "mask_h": 264
},
{
    "label": "built area",
    "instance_id": "obj_4",
    "mask_svg": "<svg viewBox=\"0 0 264 264\" xmlns=\"http://www.w3.org/2000/svg\"><path fill=\"white\" fill-rule=\"evenodd\" d=\"M143 260H144V263L143 264H158V261L157 260H153V262H152L151 260H149L148 257L143 258Z\"/></svg>",
    "mask_w": 264,
    "mask_h": 264
},
{
    "label": "trees",
    "instance_id": "obj_5",
    "mask_svg": "<svg viewBox=\"0 0 264 264\" xmlns=\"http://www.w3.org/2000/svg\"><path fill=\"white\" fill-rule=\"evenodd\" d=\"M213 46L216 47V44H213ZM212 49H213V47H212ZM213 50H214V49H213Z\"/></svg>",
    "mask_w": 264,
    "mask_h": 264
}]
</instances>
